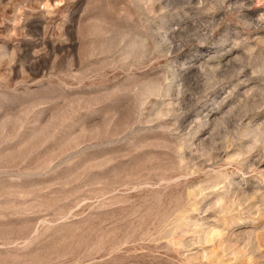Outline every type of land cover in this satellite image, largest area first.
<instances>
[{"label": "rangeland", "instance_id": "1", "mask_svg": "<svg viewBox=\"0 0 264 264\" xmlns=\"http://www.w3.org/2000/svg\"><path fill=\"white\" fill-rule=\"evenodd\" d=\"M0 264H264V0H0Z\"/></svg>", "mask_w": 264, "mask_h": 264}]
</instances>
